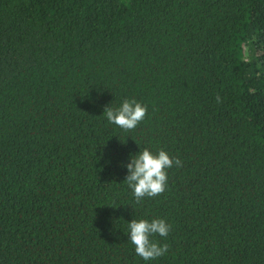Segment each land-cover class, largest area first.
I'll use <instances>...</instances> for the list:
<instances>
[{"label":"trees","instance_id":"trees-1","mask_svg":"<svg viewBox=\"0 0 264 264\" xmlns=\"http://www.w3.org/2000/svg\"><path fill=\"white\" fill-rule=\"evenodd\" d=\"M145 147L183 166L137 203ZM0 264H264V0H0Z\"/></svg>","mask_w":264,"mask_h":264},{"label":"clouds","instance_id":"clouds-1","mask_svg":"<svg viewBox=\"0 0 264 264\" xmlns=\"http://www.w3.org/2000/svg\"><path fill=\"white\" fill-rule=\"evenodd\" d=\"M220 102V97H216ZM148 113V105L135 98L125 99L119 107L105 106L104 116L111 124L125 132L135 130L143 122ZM182 167V161L171 156L164 149L153 152L148 147L131 156L126 165L128 174L124 182L132 189L137 203L145 198L162 195L168 187L169 170ZM130 242L135 246V252L145 261L155 260L164 256L169 245L161 244L153 237L159 235L167 238L172 225L165 219H133L128 223Z\"/></svg>","mask_w":264,"mask_h":264}]
</instances>
